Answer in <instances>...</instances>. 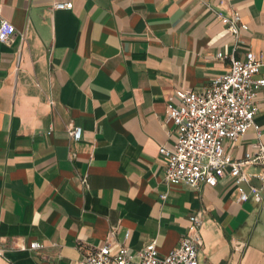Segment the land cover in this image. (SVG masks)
Wrapping results in <instances>:
<instances>
[{
  "label": "crops",
  "instance_id": "1",
  "mask_svg": "<svg viewBox=\"0 0 264 264\" xmlns=\"http://www.w3.org/2000/svg\"><path fill=\"white\" fill-rule=\"evenodd\" d=\"M236 11L238 46L218 14ZM0 15L16 28L0 40V264H78L108 239L165 255L194 213L199 264H264V202L239 201L227 173L169 187L160 153L177 89L202 90L249 49L264 63V0H0ZM258 102L260 134L226 141L236 158L264 144V86ZM244 169L264 188L262 160Z\"/></svg>",
  "mask_w": 264,
  "mask_h": 264
},
{
  "label": "built area",
  "instance_id": "2",
  "mask_svg": "<svg viewBox=\"0 0 264 264\" xmlns=\"http://www.w3.org/2000/svg\"><path fill=\"white\" fill-rule=\"evenodd\" d=\"M56 8H70L71 2H56ZM221 20L232 32L236 45L241 42L242 30L248 24L242 20L240 12L231 15L218 13ZM16 30L13 23L0 15V40L11 44ZM23 38V32L20 34ZM218 56L224 58L223 52ZM230 69L215 76L202 90H176L174 99L168 102L167 122L176 126L175 146L163 144L160 153L166 158L165 181L169 187L186 182L192 186L203 183L216 185L225 173L230 174L238 190V200L243 202L253 198L264 202V188L250 185L245 164L258 160L264 162V144L256 143L255 152L248 151L243 158L234 157L226 149V141H236L251 127L260 134L256 122L259 110L258 95L264 86V76L258 77L264 64L252 50H246L244 57L232 55ZM71 136L79 140L83 135L80 125L70 126ZM167 194H164L166 197ZM195 232L181 237L179 244L168 254L162 255L154 240L136 252L126 242H120L113 251L110 240L94 251L83 256L78 264H199V250L202 244L200 228L203 218L199 213L190 216ZM129 234H126V239ZM35 241L31 248H39Z\"/></svg>",
  "mask_w": 264,
  "mask_h": 264
}]
</instances>
